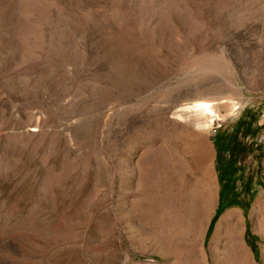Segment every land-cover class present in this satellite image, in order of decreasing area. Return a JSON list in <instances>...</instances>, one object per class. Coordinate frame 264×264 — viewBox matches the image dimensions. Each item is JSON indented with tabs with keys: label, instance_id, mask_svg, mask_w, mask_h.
<instances>
[{
	"label": "rangeland",
	"instance_id": "obj_1",
	"mask_svg": "<svg viewBox=\"0 0 264 264\" xmlns=\"http://www.w3.org/2000/svg\"><path fill=\"white\" fill-rule=\"evenodd\" d=\"M208 165L264 264V0H0V264H194Z\"/></svg>",
	"mask_w": 264,
	"mask_h": 264
},
{
	"label": "bare ground",
	"instance_id": "obj_2",
	"mask_svg": "<svg viewBox=\"0 0 264 264\" xmlns=\"http://www.w3.org/2000/svg\"><path fill=\"white\" fill-rule=\"evenodd\" d=\"M204 169H205V170H203L204 171V177H202L204 179H201L202 180L201 184L203 187V189H202L203 193L200 196V200H199V198H197L199 200V202H197V200H196V202H197V203H195V204H197V206H195L196 208L194 209L193 206L195 204H193V206H191V208L193 207L194 210L189 209V210L193 211V214L188 217L189 218V220L187 219L188 221H185V222H187L185 224L186 226L183 225L184 224V222H183L184 217L183 216H181V217H183V219H182L183 224L178 223L179 222L178 220L174 221L172 228H174L176 226L178 227V224H179V226L181 224L183 226V227L181 226L183 229L181 231L179 230L176 232H174L176 230L175 228H174L175 230L171 229L172 231L171 230H169V231H171L172 233L174 232V234L171 236H166V238H165V240L168 243L170 242L172 244L174 249L176 248L175 246H177V244H178V243H176V241H179V242L183 241V242H186L188 244H191L192 248L195 246L193 251H192V253H193L196 250L195 253L197 254V255L196 254L194 255L195 256L194 264H208L206 261L205 255L202 254V252L200 253V251H198V248L196 247V243L198 242V239L200 236L199 234H201L199 232L202 230V227L204 226L205 221L208 219V217H209V219L211 218L210 212H212V211L210 210V207H213V205L215 204L214 202L216 200L215 199L216 198V190L218 188L217 184H216L217 179L214 175L212 166L208 165ZM193 198H195V196ZM191 200H193V202L192 201L191 202L194 203V199H191ZM183 201H184V199H183ZM188 201H189V199H188ZM184 204H185L186 209H187V206L189 205V203H188V205H186V202ZM174 205H176V204H174ZM178 211H177V213H179ZM181 214H183L184 216L186 215L185 212L183 213V210L181 211ZM176 215H179V214H176ZM176 215L174 218H177ZM187 215H188V213H187ZM240 217H241L240 213L236 210H229L224 215H222L220 217V219L217 223L216 231L212 237V240H211V243L209 246L210 251H211V255H212L213 264H219V258L217 255V251L214 248V244L218 240H224V241H226V243L230 244V246H229L230 247V255H231V259L233 258L232 264H239V262L241 261V254L246 252V248L244 247V243L242 241V230L240 229L241 227L239 226ZM185 218H187V217H185ZM251 218L253 221L254 231L260 233L264 237V194L259 196V198L256 200V203L254 204V208L251 212ZM167 219L169 220V217ZM179 219H180V217H179ZM168 224L171 225L170 222ZM170 225H168V226H170ZM180 232H182L183 234L179 235ZM197 233H198V236H197ZM197 237H198V239H197ZM172 254H173V256H175L174 255L175 250H172ZM175 258L172 259L173 262H176L174 260H177V262H178V259H175ZM263 258H264V247H263ZM169 259H171V257H169Z\"/></svg>",
	"mask_w": 264,
	"mask_h": 264
},
{
	"label": "trees",
	"instance_id": "obj_3",
	"mask_svg": "<svg viewBox=\"0 0 264 264\" xmlns=\"http://www.w3.org/2000/svg\"><path fill=\"white\" fill-rule=\"evenodd\" d=\"M216 217H217V216H215V217L212 219V223L216 220Z\"/></svg>",
	"mask_w": 264,
	"mask_h": 264
}]
</instances>
